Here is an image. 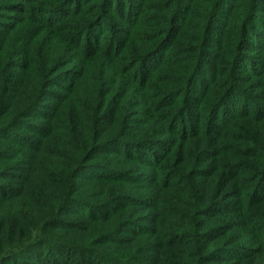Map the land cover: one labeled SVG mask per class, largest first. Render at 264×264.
I'll use <instances>...</instances> for the list:
<instances>
[{
  "label": "trees",
  "instance_id": "trees-1",
  "mask_svg": "<svg viewBox=\"0 0 264 264\" xmlns=\"http://www.w3.org/2000/svg\"><path fill=\"white\" fill-rule=\"evenodd\" d=\"M14 261L264 264V0H0Z\"/></svg>",
  "mask_w": 264,
  "mask_h": 264
},
{
  "label": "rangeland",
  "instance_id": "rangeland-1",
  "mask_svg": "<svg viewBox=\"0 0 264 264\" xmlns=\"http://www.w3.org/2000/svg\"><path fill=\"white\" fill-rule=\"evenodd\" d=\"M16 260H17V259H16ZM12 264H15V261H14Z\"/></svg>",
  "mask_w": 264,
  "mask_h": 264
}]
</instances>
